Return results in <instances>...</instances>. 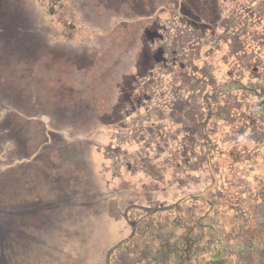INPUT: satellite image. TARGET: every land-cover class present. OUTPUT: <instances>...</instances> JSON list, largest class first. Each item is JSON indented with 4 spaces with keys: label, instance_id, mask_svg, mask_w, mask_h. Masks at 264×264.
<instances>
[{
    "label": "rangeland",
    "instance_id": "1",
    "mask_svg": "<svg viewBox=\"0 0 264 264\" xmlns=\"http://www.w3.org/2000/svg\"><path fill=\"white\" fill-rule=\"evenodd\" d=\"M49 15L0 0V264L264 262V101L238 118L208 77L259 74L264 0Z\"/></svg>",
    "mask_w": 264,
    "mask_h": 264
},
{
    "label": "crops",
    "instance_id": "2",
    "mask_svg": "<svg viewBox=\"0 0 264 264\" xmlns=\"http://www.w3.org/2000/svg\"><path fill=\"white\" fill-rule=\"evenodd\" d=\"M226 1L228 2V0H226ZM225 14L222 16L223 17L222 19H226L229 13L226 12ZM241 14L242 13L239 12L235 15L237 18L240 17V19L243 20L244 17H242L243 15H241ZM231 15L232 14H230L229 17H231ZM237 25H238V22H237ZM237 39H240V36H238ZM245 45H246L245 46L246 48L245 47L242 48V54L243 55L246 53L245 50L249 48V46L247 44H245ZM262 52H263L262 48L258 47L257 51L254 53L255 57H258L260 59V61L256 64V66L260 70L257 72V73H259L258 75H253V76H251V78H249L250 77L249 76L250 75L249 69L246 70L245 65L240 64L239 58L241 59V56L239 55V52L237 53L238 56L234 57V54H233L231 56V58L228 60V63H234V62L237 63L238 72L241 71L240 73H237L236 77H234L232 73H228V72L224 76L223 75L219 76L215 73L214 70H211L210 74L208 75L210 80H214V81L219 80L218 82L215 81V84L219 87L217 95H222V96L225 95L226 96L229 93L228 95L234 96V97L240 99V102H239L240 108H238L237 116H236L238 118L246 115V110L249 108V107H247L248 100L252 99V102H253L252 106L253 107H257L254 104L259 105L260 107L263 104V101H264V57L262 55ZM200 60H201L200 58H197L194 61L195 66H196V62L197 61L200 62ZM205 61H207V60H205ZM209 61H210V63L208 62V64H210V65L212 63L216 62V61H214V58H212V56H210ZM208 77H206V75H205L206 81H207ZM219 78H221V79H219ZM197 92H199V90L196 89V87L195 88L193 87L192 89L190 88V90L188 91L187 94H196ZM203 94H207V92H205ZM208 94L209 95L206 97V99H208V100L213 99L212 95L214 94V92H210V93L208 92ZM208 103H210V101ZM219 107L220 106H218V108ZM258 109H260V108L258 107ZM258 109L255 108V110H258ZM257 112H259V111H257ZM259 113H261V112H259ZM243 119H244V117H243ZM258 239L260 240V238H258ZM254 242H255V240H254ZM256 243H257V241H256ZM257 251H259V248L257 249ZM193 254L194 253L188 255V257L190 258V262L195 264L196 260L200 259V256L198 258L197 255L193 256ZM253 255L255 257V255H256L255 252ZM206 257H208V256H206ZM262 258H263V256H262ZM183 259H182V261L180 260L182 262V264L184 263ZM256 259L258 260V263H260V264L264 263L263 261H261V258L257 257Z\"/></svg>",
    "mask_w": 264,
    "mask_h": 264
},
{
    "label": "built area",
    "instance_id": "3",
    "mask_svg": "<svg viewBox=\"0 0 264 264\" xmlns=\"http://www.w3.org/2000/svg\"><path fill=\"white\" fill-rule=\"evenodd\" d=\"M36 2L45 9L49 10V12H51V15L49 16L53 17L57 14L62 13L65 0H36ZM63 17L65 18L64 20L67 22L68 25L73 22V16L71 13H67Z\"/></svg>",
    "mask_w": 264,
    "mask_h": 264
},
{
    "label": "trees",
    "instance_id": "4",
    "mask_svg": "<svg viewBox=\"0 0 264 264\" xmlns=\"http://www.w3.org/2000/svg\"><path fill=\"white\" fill-rule=\"evenodd\" d=\"M0 228H1V223H0ZM4 231H5V230H4ZM4 231H3V232H4Z\"/></svg>",
    "mask_w": 264,
    "mask_h": 264
}]
</instances>
